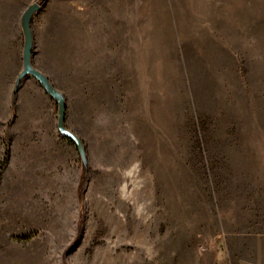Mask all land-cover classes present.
<instances>
[{"label": "rangeland", "instance_id": "obj_1", "mask_svg": "<svg viewBox=\"0 0 264 264\" xmlns=\"http://www.w3.org/2000/svg\"><path fill=\"white\" fill-rule=\"evenodd\" d=\"M0 264H264V0H0Z\"/></svg>", "mask_w": 264, "mask_h": 264}, {"label": "water", "instance_id": "obj_2", "mask_svg": "<svg viewBox=\"0 0 264 264\" xmlns=\"http://www.w3.org/2000/svg\"><path fill=\"white\" fill-rule=\"evenodd\" d=\"M41 5L36 2L30 5L21 17V30L24 37V47H23V69L19 73L15 86L13 97L16 95L21 82L31 77L35 79L38 84L43 88L45 94L53 100L58 109V122L57 130L58 133L65 139L71 141L77 148L79 155L82 160L83 167L87 166V158L85 153V148L82 140L72 131L66 127V99L65 96L54 87L48 77H46L42 72L37 70L32 63L33 49H34V38L32 32V20L34 16L40 11Z\"/></svg>", "mask_w": 264, "mask_h": 264}]
</instances>
